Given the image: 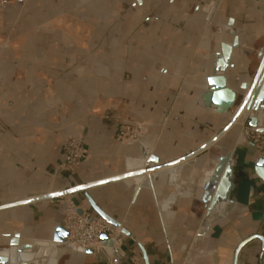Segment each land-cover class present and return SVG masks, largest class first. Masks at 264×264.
Returning a JSON list of instances; mask_svg holds the SVG:
<instances>
[{
    "label": "crops",
    "instance_id": "obj_1",
    "mask_svg": "<svg viewBox=\"0 0 264 264\" xmlns=\"http://www.w3.org/2000/svg\"><path fill=\"white\" fill-rule=\"evenodd\" d=\"M234 40L214 76L220 44ZM262 54L264 0L1 1V257L16 236L17 246L66 240L72 203L121 224L120 251L109 261L59 248L57 264H264V159L240 134L242 124L264 134V102L174 176L146 173L149 189L116 180L139 155L136 142L116 141L121 124L149 123L140 141L161 164L187 156L227 126ZM67 136L86 156L74 172L62 166ZM216 145L233 187L199 235L202 171L225 154Z\"/></svg>",
    "mask_w": 264,
    "mask_h": 264
},
{
    "label": "water",
    "instance_id": "obj_2",
    "mask_svg": "<svg viewBox=\"0 0 264 264\" xmlns=\"http://www.w3.org/2000/svg\"><path fill=\"white\" fill-rule=\"evenodd\" d=\"M236 47L237 40H234L232 46L220 44V52L214 55V76H219L225 72L231 59L232 50ZM257 66V72L255 73L251 84L246 89L247 92L236 108L229 123L212 140L204 144L195 152L167 164H161L160 160L152 155L150 148L142 144L140 140H137L135 142L139 147L138 158H128L126 160V173L116 178V180L132 178L135 186L138 187V185H141V188L149 189V182L148 180L145 181L144 178L146 173L150 175L149 179L154 181L158 175V171L177 166L189 160L193 161V158L196 157V155L209 149L239 119V117H241L244 111L248 112L255 110V106H253L255 101L258 103L264 102V54L260 57ZM215 82H217V80H210L211 84ZM215 148L219 151L225 152V154L212 156L210 159L212 166H209L210 169L208 171H202L203 182L201 185L200 201L205 207V213L201 222L199 235L204 234L213 217L222 216L224 208L228 205L229 192L233 187L231 184V179L233 178L232 165L231 161H228L227 150L219 146H216ZM193 162H195V160ZM258 166H264V160H260ZM165 171V173H169L167 172L168 170ZM258 176L264 181V173L262 171L258 172ZM99 215L107 222L113 225H118V223L107 218L104 214L99 213ZM16 238L17 236L10 241L8 249L4 252L5 257L3 258L0 255L1 264H57V253L59 248H67L68 250L75 252H89L81 249L69 248L66 246L65 240L58 241L56 239L51 242L34 241L31 245L17 246ZM65 238H67V234ZM101 238L104 239V237ZM108 244L111 246L112 241L109 240ZM244 244L245 243L241 244L239 248ZM43 248L46 249L44 253L41 252ZM117 253H119V251ZM117 253L113 255V258ZM234 264H236V262Z\"/></svg>",
    "mask_w": 264,
    "mask_h": 264
},
{
    "label": "built area",
    "instance_id": "obj_3",
    "mask_svg": "<svg viewBox=\"0 0 264 264\" xmlns=\"http://www.w3.org/2000/svg\"><path fill=\"white\" fill-rule=\"evenodd\" d=\"M150 127L146 122H127L121 124L116 134V141L127 144L140 140ZM242 138L248 141L258 152L259 158L264 159V134L257 129L242 124ZM63 167L69 171L77 170L86 159L83 154L81 138L67 136L62 140ZM62 227L67 233L65 244L69 248L89 251L94 256L105 257L111 261L113 255L120 251L122 242V225H113L103 218L93 217L87 212H77L72 203H68L62 218ZM101 237H104L102 239ZM109 240L112 245L109 246ZM131 264H136L137 258L131 255Z\"/></svg>",
    "mask_w": 264,
    "mask_h": 264
},
{
    "label": "bare ground",
    "instance_id": "obj_4",
    "mask_svg": "<svg viewBox=\"0 0 264 264\" xmlns=\"http://www.w3.org/2000/svg\"><path fill=\"white\" fill-rule=\"evenodd\" d=\"M240 121H241V120H239V121H237V122L240 123ZM237 122H235V123H237ZM235 123H234V124H235ZM234 124H233V125H234ZM216 142H217V141H216ZM216 142H215V143H216ZM215 143H214L213 145H215ZM216 146H218V145H216ZM179 165H180V164H179ZM178 167H180V166L177 165V166L170 167V168L167 169V170H168L167 172H169L168 174L170 175V177H172V176L175 175V172H177V170L179 169ZM209 169H210V168H207V171H208ZM171 180H172V179H171ZM202 182H203V178H202V180H201L200 187H201V185H202ZM138 186H139V185H138ZM41 242H46V241H41ZM45 250H46V249L43 248L41 252L44 253Z\"/></svg>",
    "mask_w": 264,
    "mask_h": 264
},
{
    "label": "rangeland",
    "instance_id": "obj_5",
    "mask_svg": "<svg viewBox=\"0 0 264 264\" xmlns=\"http://www.w3.org/2000/svg\"><path fill=\"white\" fill-rule=\"evenodd\" d=\"M3 1V0H0V2ZM241 134V133H240Z\"/></svg>",
    "mask_w": 264,
    "mask_h": 264
}]
</instances>
